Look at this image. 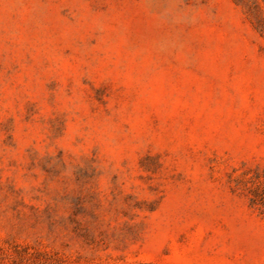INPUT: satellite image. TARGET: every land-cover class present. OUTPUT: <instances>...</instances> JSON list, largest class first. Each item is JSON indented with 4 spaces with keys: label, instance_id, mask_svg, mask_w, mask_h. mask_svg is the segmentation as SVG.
Wrapping results in <instances>:
<instances>
[{
    "label": "rangeland",
    "instance_id": "1",
    "mask_svg": "<svg viewBox=\"0 0 264 264\" xmlns=\"http://www.w3.org/2000/svg\"><path fill=\"white\" fill-rule=\"evenodd\" d=\"M0 264H264V0H0Z\"/></svg>",
    "mask_w": 264,
    "mask_h": 264
}]
</instances>
